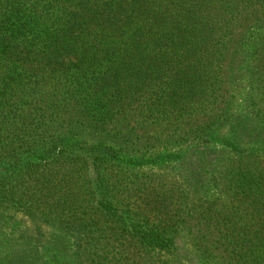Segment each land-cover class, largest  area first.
I'll list each match as a JSON object with an SVG mask.
<instances>
[{"label":"trees","instance_id":"trees-1","mask_svg":"<svg viewBox=\"0 0 264 264\" xmlns=\"http://www.w3.org/2000/svg\"><path fill=\"white\" fill-rule=\"evenodd\" d=\"M263 44L264 0H0V264H75L69 235L107 245L96 264H264ZM227 67L253 83L225 108ZM244 93L247 108L233 100ZM154 126L188 149L113 143L142 151ZM213 154L228 156L225 254L182 253L191 224L171 196L130 202L120 177L164 163L198 175Z\"/></svg>","mask_w":264,"mask_h":264},{"label":"rangeland","instance_id":"rangeland-1","mask_svg":"<svg viewBox=\"0 0 264 264\" xmlns=\"http://www.w3.org/2000/svg\"><path fill=\"white\" fill-rule=\"evenodd\" d=\"M261 63V71L264 72V59ZM226 65H229L228 61ZM226 71L227 74H225L223 82V100L220 107L225 106V108H228V97L234 94L232 87L236 88V92L238 89L243 90L247 88V92L250 93L251 83L253 82L248 72L230 74L228 72V67ZM259 91V97L263 98L264 87L259 89ZM245 94L246 93H244L242 99L240 96H235L233 99L238 100L237 103L239 102L243 108H247L250 105L249 100L244 97ZM220 132L222 134H227L228 124L224 125ZM18 134L19 137H22L23 133L18 132ZM145 134V136L141 137L142 151L138 148V144L134 143L135 141L132 142L130 139L123 137L117 138L113 143L116 144V146L123 145L129 148L130 152L134 155H141L145 152H148V155H154L159 152L182 153L189 147V141L187 140H191L186 139L181 133L165 131L164 126H154L147 130ZM198 144L199 145L196 146L197 148H210L214 153H216V150L221 149L218 144L216 146L214 143L207 145L204 142H200ZM193 149L195 150V148ZM208 157L209 159H202V163H207L209 165L211 161L212 164L202 169L201 174L192 175L179 165L164 163L147 169L138 168L130 170L128 173L124 172L122 174L123 177H120L121 180H123L121 186L132 192L133 197L130 202H136L139 200V197H143L142 190L144 192L155 190L156 192H164L170 195L171 200L174 202V206L181 209L183 213L182 216L186 217L191 224V226L188 229L186 228L182 233V237L185 238V241H179V245L181 246L180 251L185 253L186 250L188 253L189 250H200L199 246L201 245L209 247L210 249H215V253L221 256L225 254V252L223 249L218 248L221 247L220 240L225 237L226 234L228 235V231L224 224L226 220H228V194L231 193V191H228V156L226 155V159H220L219 161L214 159L215 154L209 155ZM207 200H211L213 204L211 205L210 202L208 205L206 202ZM126 202H129V200H126ZM9 224L6 228V237L9 239L18 238V242H16L18 244L22 243L20 231H14L16 222H11ZM25 225L29 227L31 223L27 222ZM45 228L47 229V226H45ZM51 232L55 234L57 230L53 227ZM69 237L72 240L70 243L71 247L69 248L74 251L73 253L79 255L78 262L75 264H96L95 261H93V252L98 251L102 253L105 248H107L105 244H99V249L93 248L88 240L94 241L88 236L83 237V244L80 243V241V244H78L74 236L69 235ZM117 237L124 244H129V241L122 239L120 234ZM100 240L101 241L97 242L101 243L108 241L105 237H101ZM129 250L132 253H136V250L132 249V246ZM14 254L15 253L7 256V258H5L6 262L3 264H10V261L16 258ZM189 264H196L195 259H191Z\"/></svg>","mask_w":264,"mask_h":264}]
</instances>
